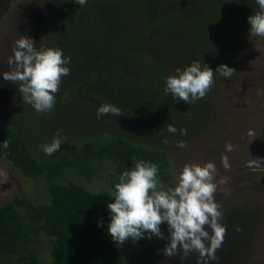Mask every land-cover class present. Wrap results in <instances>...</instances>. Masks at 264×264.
I'll use <instances>...</instances> for the list:
<instances>
[{"label":"trees","instance_id":"16d2710c","mask_svg":"<svg viewBox=\"0 0 264 264\" xmlns=\"http://www.w3.org/2000/svg\"><path fill=\"white\" fill-rule=\"evenodd\" d=\"M44 4L22 5L19 26L43 22L36 18ZM59 6L35 44L59 48L70 58V75L62 77L55 106L37 113L18 96L16 113L0 126V145L9 142L0 146V156L44 189L39 201L19 194L0 204V264H43L35 248L41 236L49 245V264H122L108 233L107 207L121 175L135 160L156 164L167 190V151L177 150L178 141L206 135L211 123L207 96L185 104L165 93L166 79L193 60L214 72L221 64L233 69L232 52L250 34L248 17L259 7L256 0H87L83 6L61 0ZM105 103L121 115L97 119ZM136 123L150 125L157 137L142 135ZM167 124L187 134L169 133ZM57 133L62 144L48 156L40 145ZM222 213L223 261L244 264L258 216L238 205ZM160 229L169 237L166 222Z\"/></svg>","mask_w":264,"mask_h":264},{"label":"rangeland","instance_id":"374dc122","mask_svg":"<svg viewBox=\"0 0 264 264\" xmlns=\"http://www.w3.org/2000/svg\"><path fill=\"white\" fill-rule=\"evenodd\" d=\"M43 1L44 7L39 8L40 15L36 18L39 22L42 17L43 22L36 26L37 22L32 21V24L24 23L20 27L19 11L22 12L21 6L28 0H0V126H6V117L16 113L17 97H21L18 85L5 81L2 75L13 67L8 60L14 55L15 42L22 36L30 37L35 43L42 39L44 31H48V23L54 21L61 0H39ZM231 59L233 75L225 78L216 73L214 85L206 94L211 110L206 135L190 138L185 142V148L167 151L171 175L168 188L176 186L184 165L214 163L215 202L219 210L226 211L238 205L258 216L244 264H264V165L259 168L246 166L253 158H264V37L249 34L237 41ZM136 125L142 135L157 137L150 125ZM249 130L255 132L254 139L248 136ZM226 143H231L234 150L226 151ZM224 156L231 165L229 170L222 164ZM165 187L166 184L159 182L157 190ZM19 194L39 201L41 196L44 197V189L23 178L10 161L0 156V204ZM40 239L36 241V251L42 255V263L49 264L47 239L44 236ZM169 243L168 237L153 235L148 239L147 234L142 244L130 239L122 245L115 242L123 256L122 264H198V253H192L184 260L179 255L166 257L162 250ZM224 251L221 245L215 253L219 259L209 261V264H228L223 261Z\"/></svg>","mask_w":264,"mask_h":264},{"label":"clouds","instance_id":"9594fccd","mask_svg":"<svg viewBox=\"0 0 264 264\" xmlns=\"http://www.w3.org/2000/svg\"><path fill=\"white\" fill-rule=\"evenodd\" d=\"M74 3L83 6L87 0H74ZM256 4L259 11L248 17L250 35L264 37V0H256ZM35 44L27 36L18 39L14 55L8 60V64L13 67L2 75L5 81L18 85L25 103L37 113H47L55 106L62 77L70 75V69L66 66L70 58L65 57L59 48L37 49ZM234 72V69L224 64L219 65L214 72L208 66L202 68L199 61L193 60L183 70L177 68V75L166 79L164 91L185 104L194 103L211 90L216 73L230 78ZM108 114L120 116L121 109L107 103L97 108V119ZM166 130L172 134H187L186 129H177L172 124H167ZM247 134L253 139L256 137L253 130ZM161 142L167 144L168 140L164 138ZM8 143L5 140L0 146L7 148ZM61 144L62 139L57 133L50 144L40 145V148L46 155L52 156ZM176 146L185 148L186 143L178 141ZM225 148L228 152L234 150L231 143H226ZM222 164L225 170L231 167L227 156L222 158ZM261 165H264V158H253L246 166L259 168ZM215 172L216 166L212 162L186 164L175 187L157 190L158 166L135 160L132 170L123 172L119 183L115 185L114 202L107 205L111 216L108 233L112 240L122 245L128 238L137 241L146 234L148 239L153 235L164 238L160 225L166 222L170 239V243L162 250L166 257L179 255L184 260L192 253H198V264L218 260L215 253L224 241L226 226L220 223L223 213L215 202Z\"/></svg>","mask_w":264,"mask_h":264}]
</instances>
